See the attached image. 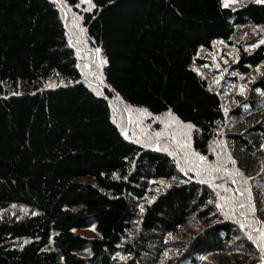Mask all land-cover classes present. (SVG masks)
Returning a JSON list of instances; mask_svg holds the SVG:
<instances>
[{
    "label": "trees",
    "instance_id": "16d2710c",
    "mask_svg": "<svg viewBox=\"0 0 264 264\" xmlns=\"http://www.w3.org/2000/svg\"><path fill=\"white\" fill-rule=\"evenodd\" d=\"M262 41L258 0H0V264H264Z\"/></svg>",
    "mask_w": 264,
    "mask_h": 264
},
{
    "label": "rangeland",
    "instance_id": "374dc122",
    "mask_svg": "<svg viewBox=\"0 0 264 264\" xmlns=\"http://www.w3.org/2000/svg\"><path fill=\"white\" fill-rule=\"evenodd\" d=\"M245 0H222L223 5L225 3L228 4V6L236 7L240 2H243ZM252 34L247 33L246 37H250ZM241 41V40H240ZM198 55L205 58L207 61H205L206 66L209 69H212L215 73H208L205 69L201 67L194 66L198 71H202L204 75L210 80L211 86L214 87L215 85H218V80L220 76L225 72L230 62L235 59V49L232 45H229L223 41H217L215 42L212 50L204 51L200 49L198 51ZM264 68V64L259 67L255 68L250 74L246 75L243 79V83H249L252 79H254L259 71ZM245 86L244 84L241 85L242 91L244 90ZM165 182V181H164ZM86 235H92L93 231L91 229H86L82 231Z\"/></svg>",
    "mask_w": 264,
    "mask_h": 264
},
{
    "label": "snow or ice",
    "instance_id": "6c2138e0",
    "mask_svg": "<svg viewBox=\"0 0 264 264\" xmlns=\"http://www.w3.org/2000/svg\"><path fill=\"white\" fill-rule=\"evenodd\" d=\"M233 2H235V0H233ZM258 2H264V0H258ZM224 6H225V7H227V6H228V4H227V3H225V4H224ZM262 43H264V41H262ZM97 51H99V50H97Z\"/></svg>",
    "mask_w": 264,
    "mask_h": 264
}]
</instances>
